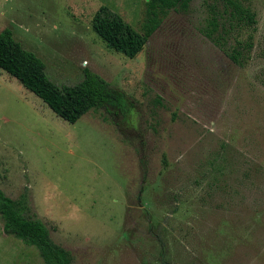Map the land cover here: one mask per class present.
Returning <instances> with one entry per match:
<instances>
[{"label": "rangeland", "instance_id": "1", "mask_svg": "<svg viewBox=\"0 0 264 264\" xmlns=\"http://www.w3.org/2000/svg\"><path fill=\"white\" fill-rule=\"evenodd\" d=\"M239 1L255 23L191 0L130 58L92 19L106 5L142 31L145 0H0V32L54 82L89 68L128 96L71 123L0 68V189L71 264H264V0ZM0 264H43L1 217Z\"/></svg>", "mask_w": 264, "mask_h": 264}, {"label": "trees", "instance_id": "2", "mask_svg": "<svg viewBox=\"0 0 264 264\" xmlns=\"http://www.w3.org/2000/svg\"><path fill=\"white\" fill-rule=\"evenodd\" d=\"M190 1L145 0L146 17L142 31L135 30L120 14L103 5L94 14L92 27L109 48L134 58L144 49L169 13L172 10H187ZM228 5L231 13H239L249 23L256 22L255 13L239 0H228ZM214 13L206 35L220 45L222 36L220 40L214 36L219 27L220 15L217 17L216 11ZM0 68L39 96L57 115L71 123L95 108L110 105L124 107L128 97L124 91L112 87L89 68H85L81 81L72 85L57 84L48 76L45 62L34 52L25 49L15 39L10 28L0 32ZM28 206L25 195L20 199H13L0 189V217L4 231L35 246L43 264H71V252L54 242L48 226L42 220L27 215Z\"/></svg>", "mask_w": 264, "mask_h": 264}]
</instances>
